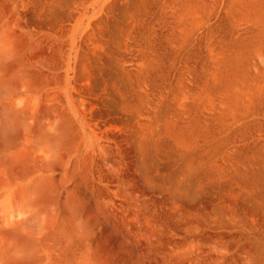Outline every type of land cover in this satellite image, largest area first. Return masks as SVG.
<instances>
[{
	"label": "rangeland",
	"instance_id": "1",
	"mask_svg": "<svg viewBox=\"0 0 264 264\" xmlns=\"http://www.w3.org/2000/svg\"><path fill=\"white\" fill-rule=\"evenodd\" d=\"M0 264H264V0H0Z\"/></svg>",
	"mask_w": 264,
	"mask_h": 264
}]
</instances>
